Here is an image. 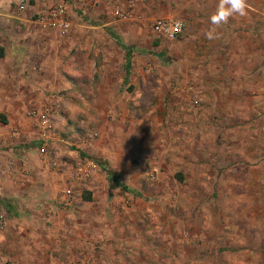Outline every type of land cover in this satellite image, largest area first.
I'll use <instances>...</instances> for the list:
<instances>
[{
	"label": "rangeland",
	"instance_id": "rangeland-1",
	"mask_svg": "<svg viewBox=\"0 0 264 264\" xmlns=\"http://www.w3.org/2000/svg\"><path fill=\"white\" fill-rule=\"evenodd\" d=\"M245 2L225 21L229 0H62L61 34L40 23L57 0H0V264H264V0ZM54 100L44 139L31 111Z\"/></svg>",
	"mask_w": 264,
	"mask_h": 264
},
{
	"label": "built area",
	"instance_id": "built-area-1",
	"mask_svg": "<svg viewBox=\"0 0 264 264\" xmlns=\"http://www.w3.org/2000/svg\"><path fill=\"white\" fill-rule=\"evenodd\" d=\"M40 23L43 26L49 27L61 34H65L69 29V21L67 20L66 12L59 6L47 8L43 13V16L40 18ZM153 30L158 34L173 38L182 32V24L179 21L158 19L155 20L153 24ZM51 110V105L46 104L41 110L31 111L36 121V125L38 126L39 135H41L44 139L49 136L47 131L49 127H51ZM76 171L77 174L88 172V167L84 168V166H80ZM70 193L71 190L69 188L64 189L62 191V199L68 198Z\"/></svg>",
	"mask_w": 264,
	"mask_h": 264
},
{
	"label": "clouds",
	"instance_id": "clouds-1",
	"mask_svg": "<svg viewBox=\"0 0 264 264\" xmlns=\"http://www.w3.org/2000/svg\"><path fill=\"white\" fill-rule=\"evenodd\" d=\"M230 3V11L227 13L225 17V21L227 19V16L232 15L233 13L238 14L240 16L245 15L246 12V2L245 0H229ZM213 23H219L218 21H213ZM211 39L212 37L209 36Z\"/></svg>",
	"mask_w": 264,
	"mask_h": 264
},
{
	"label": "trees",
	"instance_id": "trees-1",
	"mask_svg": "<svg viewBox=\"0 0 264 264\" xmlns=\"http://www.w3.org/2000/svg\"><path fill=\"white\" fill-rule=\"evenodd\" d=\"M112 36H114V34L110 33ZM116 39V38H115ZM116 41L118 42V40L116 39ZM125 48V61H124V73H125V77H127L130 73V65H131V60H130V55H131V51L129 47H124ZM3 55V48L0 47V56ZM127 79V78H126ZM108 173V180L109 177L112 176V172L111 171H106ZM110 181V180H109Z\"/></svg>",
	"mask_w": 264,
	"mask_h": 264
},
{
	"label": "crops",
	"instance_id": "crops-1",
	"mask_svg": "<svg viewBox=\"0 0 264 264\" xmlns=\"http://www.w3.org/2000/svg\"><path fill=\"white\" fill-rule=\"evenodd\" d=\"M57 2L59 3L58 5H51V6H49V7H54V6H59V7H61V8H63L64 9V11L66 12V8H65V6L62 4V0H57ZM48 7V8H49ZM0 47H2L3 48V44H0ZM3 54H4V48H3ZM124 75H125V73H124ZM52 101H53V99H52ZM56 101L54 100V102H53V104H51L50 103V105H51V108H52V110H51V114H52V111L54 110V108L52 107V106H54V105H56ZM43 108V107H42ZM42 108H40L39 110H41ZM21 180H23L24 181V183H23V185H29L26 181V179L25 178H22ZM30 181V180H29ZM36 184H39V183H33V184H30V185H36ZM46 184H47V182H42L41 184H40V190H42V186L45 188L46 187ZM21 190H23V192H25V191H27V192H30V190H26V189H21ZM37 190V189H36ZM36 192V191H35Z\"/></svg>",
	"mask_w": 264,
	"mask_h": 264
}]
</instances>
